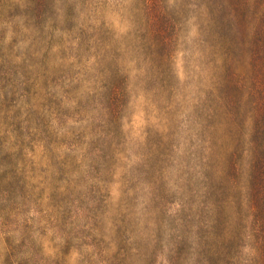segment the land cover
I'll use <instances>...</instances> for the list:
<instances>
[{"label": "rangeland", "instance_id": "374dc122", "mask_svg": "<svg viewBox=\"0 0 264 264\" xmlns=\"http://www.w3.org/2000/svg\"><path fill=\"white\" fill-rule=\"evenodd\" d=\"M0 264H264V0H0Z\"/></svg>", "mask_w": 264, "mask_h": 264}]
</instances>
